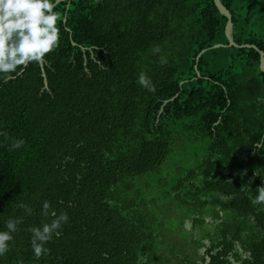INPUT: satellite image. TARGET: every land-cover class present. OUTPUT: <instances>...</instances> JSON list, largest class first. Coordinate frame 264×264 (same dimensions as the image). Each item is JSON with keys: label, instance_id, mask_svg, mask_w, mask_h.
Wrapping results in <instances>:
<instances>
[{"label": "trees", "instance_id": "trees-1", "mask_svg": "<svg viewBox=\"0 0 264 264\" xmlns=\"http://www.w3.org/2000/svg\"><path fill=\"white\" fill-rule=\"evenodd\" d=\"M221 1L233 42L264 54V0ZM66 4L55 8L59 44L43 60L49 91L35 62L0 81V132L8 136H0V230L6 220L22 219L0 264L126 260L121 233L142 238L148 221L157 228L159 214L167 216L192 187L198 165L223 164L227 155L239 163L264 143L259 53L211 48L227 42L226 19L213 0ZM156 46L161 52L153 54ZM141 71L154 92L136 83ZM18 139L24 145L10 150ZM44 200L69 222L46 245L49 255L35 260L25 229L50 222L40 215ZM149 233L154 259L165 235Z\"/></svg>", "mask_w": 264, "mask_h": 264}, {"label": "flooded vegetation", "instance_id": "flooded-vegetation-1", "mask_svg": "<svg viewBox=\"0 0 264 264\" xmlns=\"http://www.w3.org/2000/svg\"><path fill=\"white\" fill-rule=\"evenodd\" d=\"M196 168L192 187L179 194L167 216L159 214L157 228L148 221L142 238L126 239L129 234L121 233L128 259L114 264H264V205L253 206L248 199L264 185V148H253L239 163L227 155L223 164ZM149 230L153 236L165 235L155 245L154 259Z\"/></svg>", "mask_w": 264, "mask_h": 264}, {"label": "clouds", "instance_id": "clouds-1", "mask_svg": "<svg viewBox=\"0 0 264 264\" xmlns=\"http://www.w3.org/2000/svg\"><path fill=\"white\" fill-rule=\"evenodd\" d=\"M58 2L59 0H0V81L14 79L22 66L42 62L58 46L60 13L55 11ZM160 52L159 46L152 49L153 54ZM159 62L167 63L166 56H160ZM136 83L150 92L155 91V86L144 71L139 73ZM0 136L8 139L4 132H0ZM23 145V139L13 140L10 150L19 149ZM261 147H264V143L254 146ZM245 188L247 187H241V190ZM255 191V196L248 195L250 203L253 206L264 205V185L257 187ZM18 207L23 208L27 215L33 212L28 204L21 203ZM40 215L52 218L50 222L38 227L25 229L31 234L29 245L35 260L49 255L50 249L46 245L54 235H61L62 226L69 222L68 213L61 211L57 215L48 200L43 201ZM21 223V218H10L4 222V230H0V257H4L13 247V234L18 231ZM17 264H23V261L19 260Z\"/></svg>", "mask_w": 264, "mask_h": 264}, {"label": "water", "instance_id": "water-1", "mask_svg": "<svg viewBox=\"0 0 264 264\" xmlns=\"http://www.w3.org/2000/svg\"><path fill=\"white\" fill-rule=\"evenodd\" d=\"M60 2H66L67 3L66 4V10H67L69 0H59L58 3H60ZM213 2H214L215 7L217 8V10L219 11V13L222 14L225 17V19H226L225 26H224V34H225V38H226L227 42H226V44H216V45L212 46L211 48L231 47V46L239 47V48H243V47L253 48L259 53V69L264 74V54H263V52L258 50V48H256L253 45L245 44V45L238 46L237 44H235L233 42V40H232V18H231V15H230L228 9L224 6V4L222 3L221 0H213ZM63 21H65V18L63 19ZM206 50L207 49L201 50L199 52V54L197 55V57H196V63L194 65V68H195L196 72H197V61H198L200 55ZM38 64L40 66L41 76H42V79H43V90L49 91L48 90V86H47L46 76H45V73H44L43 61L38 63ZM24 68H25V66L23 67V69L21 70V72L19 74H21L23 72ZM197 75H199L198 72H197Z\"/></svg>", "mask_w": 264, "mask_h": 264}]
</instances>
